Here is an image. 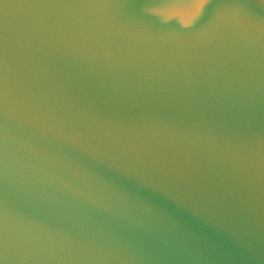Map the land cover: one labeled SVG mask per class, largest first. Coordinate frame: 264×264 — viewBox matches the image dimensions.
I'll return each mask as SVG.
<instances>
[{
	"label": "water",
	"instance_id": "obj_1",
	"mask_svg": "<svg viewBox=\"0 0 264 264\" xmlns=\"http://www.w3.org/2000/svg\"><path fill=\"white\" fill-rule=\"evenodd\" d=\"M0 264H264V0H0Z\"/></svg>",
	"mask_w": 264,
	"mask_h": 264
}]
</instances>
